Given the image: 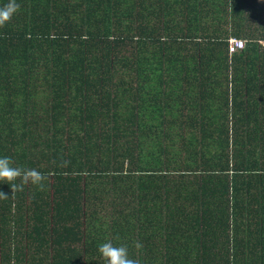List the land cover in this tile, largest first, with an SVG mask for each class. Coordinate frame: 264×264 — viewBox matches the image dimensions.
<instances>
[{"label":"trees","instance_id":"1","mask_svg":"<svg viewBox=\"0 0 264 264\" xmlns=\"http://www.w3.org/2000/svg\"><path fill=\"white\" fill-rule=\"evenodd\" d=\"M7 3L8 0H0V7ZM16 3L19 10L0 27V157H10L14 166L32 168L28 152L39 153L42 148L51 175L59 178L67 172L69 162L84 158L90 150H111L113 157L120 142L132 144L134 134L127 129L131 127V116L121 121L117 111L124 95L140 110L156 109L155 120L168 128L178 119L172 114L163 115L169 114L171 108L180 105L200 109L206 113L199 120L209 126L201 129V136L205 140L211 137L218 152L213 155L217 162L213 175L221 176V189L229 182L235 193L234 204L244 206L234 209L233 215L241 236L222 237L217 227L208 230L202 223L193 242L188 243L186 238L179 244L186 251L199 253L193 259L186 254L177 255V263L264 264V45L258 44L264 40V32L259 34L248 23V19H254L252 13L255 17L264 16V1L172 0L164 6L162 0ZM183 5L184 13L175 10ZM205 6L211 8L212 19L218 20L216 29L219 24L222 28L219 34L200 27L199 17ZM173 15H183L186 21L172 20ZM211 32L218 33L215 29ZM228 35L244 41L243 47L230 55ZM71 76L85 83L76 85L73 94L61 93L59 88L64 84L52 83L45 88L57 87V92H46L33 79ZM89 77L97 81L86 79ZM98 77H102L98 86L101 97L94 103L90 89L100 82ZM146 84L149 91L143 88ZM103 100L107 108L109 104L110 112L106 108L98 114L93 108L95 116L89 118L87 111L93 104L103 108ZM71 107L80 120L86 115V120L101 122V134L76 135L65 156L75 159L62 168L55 160L59 148L52 125L61 119L68 125L62 111ZM215 110L219 115H211ZM39 113L46 118L50 115L51 127L44 128L46 132L52 129L50 137L44 133L45 140L40 142L39 134L29 128L38 124ZM46 118H42L43 123ZM215 121L219 122L216 127ZM194 124L199 126V122ZM81 126L86 131L85 124ZM170 135L165 133L163 138ZM157 188L152 182L154 190L150 191L143 179L136 188L137 201L160 207ZM69 200L71 205L72 197ZM252 207L257 211L256 226L244 228L242 218L247 214L242 209ZM221 216L215 213L213 220L218 222ZM207 232L210 238L206 239Z\"/></svg>","mask_w":264,"mask_h":264},{"label":"crops","instance_id":"2","mask_svg":"<svg viewBox=\"0 0 264 264\" xmlns=\"http://www.w3.org/2000/svg\"><path fill=\"white\" fill-rule=\"evenodd\" d=\"M162 1L164 6L172 0ZM184 8L183 5L175 7V10L184 13ZM202 9L204 14L200 13V27L219 34L222 28L219 24L216 29L218 20L212 19L211 8L205 6ZM251 16L255 20L248 19L250 27L262 34L264 16L255 17L253 13ZM171 19L186 21L183 15H173ZM214 29L218 33L211 32ZM258 44L263 46L264 40L258 41ZM98 78L100 82L90 89V98L94 103L101 97L98 86L102 77ZM33 79L34 84L43 85L42 89L46 92H57V87L45 88L46 84L52 83L64 84L59 90L70 94L77 91L76 85L83 83L81 78L72 76ZM86 79L97 81L95 77ZM134 86H131L132 90ZM145 86L144 90L149 91L147 84ZM100 104L104 107L93 104L87 111L89 118L95 116L93 108L98 114L106 111L104 100ZM109 108L108 104V111ZM117 111L121 121L127 115L131 116V127L127 129L129 133L133 131L134 136L132 144L120 142L115 156L109 154L111 150L106 153L90 150L84 158L69 162L75 157L68 160L65 156L72 149L76 135L101 134L98 129L101 122L86 120V115L80 120V115L71 107L62 111L68 125L62 119L52 125L57 133L55 138L59 148L55 160L62 168L63 161L69 162L67 172L59 178L51 175L43 155L45 151L40 148L39 153L33 151L30 155L29 151L28 157H32V168L47 177L43 191L29 184L23 191L12 193L7 183H0V190L7 197L0 198V264H105L97 249L107 241L126 245L129 256L139 259L140 264H178L180 257L177 255L186 254L193 259L199 253L192 249L186 251L179 244L186 238L188 243L193 242L202 223L208 230L217 227L222 237L241 236L240 226L234 224L233 215L234 209L244 206L234 204L235 193L229 182L221 189L222 183H218L221 176L217 178L213 175L217 163L213 155H217V148L212 145L211 137L205 140L201 136V129L209 127L208 122L203 124L199 120L206 112L202 114L200 109L182 108L180 105L173 107L169 114H163L178 117L168 128L155 120L156 109L140 110L125 95ZM215 111L211 115H219L220 112ZM48 116L37 114L38 124L29 126L32 132L39 134V142L45 140L44 133L50 137L52 132V129L45 131V126L51 127ZM42 118H46L45 123ZM194 122H199V126ZM81 123L85 124L86 131ZM218 124L215 121L213 126ZM165 133L171 135L163 138ZM201 143L204 149H201ZM52 161L49 160V165ZM143 179L150 191L152 182L159 186L160 207L151 206L149 202L144 206L137 201L136 188ZM70 197L71 205L68 204ZM253 208L242 209L247 214L242 218L244 228L247 225L250 229L256 226L257 211ZM215 213L222 214L218 222L213 220ZM236 218L239 220V217ZM207 238H210L209 232ZM136 242L143 245L139 251L134 247Z\"/></svg>","mask_w":264,"mask_h":264},{"label":"clouds","instance_id":"3","mask_svg":"<svg viewBox=\"0 0 264 264\" xmlns=\"http://www.w3.org/2000/svg\"><path fill=\"white\" fill-rule=\"evenodd\" d=\"M20 5L16 0H8V3L0 7V27L11 20L12 16L19 10ZM67 161L62 162V166L67 165ZM47 177L35 168H24L14 166V161L10 157H0V182L7 183L12 193L21 192L26 185L36 186L37 190L43 191ZM18 181V183H17ZM0 198L7 197L0 193ZM117 239H119L117 237ZM134 247L139 251L143 245L136 242ZM98 252L105 264H140L139 259L129 256L128 247L124 244H113L107 241L98 246Z\"/></svg>","mask_w":264,"mask_h":264},{"label":"built area","instance_id":"4","mask_svg":"<svg viewBox=\"0 0 264 264\" xmlns=\"http://www.w3.org/2000/svg\"><path fill=\"white\" fill-rule=\"evenodd\" d=\"M244 41L235 38L227 39V53L228 55L232 54L236 50H239L243 47Z\"/></svg>","mask_w":264,"mask_h":264}]
</instances>
